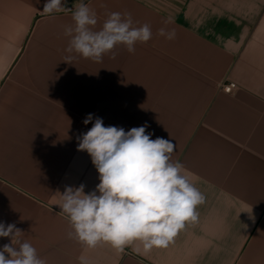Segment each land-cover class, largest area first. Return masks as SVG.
I'll return each mask as SVG.
<instances>
[{
	"label": "crops",
	"instance_id": "crops-1",
	"mask_svg": "<svg viewBox=\"0 0 264 264\" xmlns=\"http://www.w3.org/2000/svg\"><path fill=\"white\" fill-rule=\"evenodd\" d=\"M44 2L0 0V222L46 264H79L81 254L90 264H264V0H83L97 30L108 13L128 12L153 35L134 53L118 46L115 58L71 63L64 28L81 0L52 14ZM88 114L126 132L147 124L151 139L175 143L172 160L205 202L167 248L85 251L67 237L60 194L100 182L78 150Z\"/></svg>",
	"mask_w": 264,
	"mask_h": 264
},
{
	"label": "clouds",
	"instance_id": "clouds-1",
	"mask_svg": "<svg viewBox=\"0 0 264 264\" xmlns=\"http://www.w3.org/2000/svg\"><path fill=\"white\" fill-rule=\"evenodd\" d=\"M66 7L67 0H45L42 12H63ZM71 11L74 24L64 28L68 38L64 61L69 63L78 57L95 62H102L106 54L115 58L118 46L134 53L138 42L146 43L153 35L147 23L134 26L128 12L108 13L97 30V13L83 0ZM168 23L171 21L166 20L165 25ZM158 35L176 38L175 30L166 27H161ZM93 120L92 127L77 137L78 150L90 155L100 182L89 193L82 184L68 186L60 194L58 206L70 226L67 237L85 251L101 242L118 252L136 241L142 243L145 253L154 247L167 248L186 223L198 221L197 206L205 202L203 193L184 174L183 164L172 160L175 143L161 137L151 139L147 124L126 132L122 127L105 126L93 114H88L83 124ZM22 233L15 224L0 222V238L11 240L0 248V264H46L31 243L16 239ZM78 261L90 264L84 254Z\"/></svg>",
	"mask_w": 264,
	"mask_h": 264
},
{
	"label": "built area",
	"instance_id": "built-area-1",
	"mask_svg": "<svg viewBox=\"0 0 264 264\" xmlns=\"http://www.w3.org/2000/svg\"><path fill=\"white\" fill-rule=\"evenodd\" d=\"M237 88L235 83H230L225 87L226 92L230 93Z\"/></svg>",
	"mask_w": 264,
	"mask_h": 264
}]
</instances>
